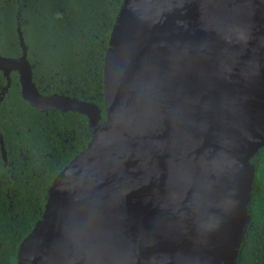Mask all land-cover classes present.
Segmentation results:
<instances>
[{
	"label": "water",
	"instance_id": "water-1",
	"mask_svg": "<svg viewBox=\"0 0 264 264\" xmlns=\"http://www.w3.org/2000/svg\"><path fill=\"white\" fill-rule=\"evenodd\" d=\"M0 56L39 113L83 115L92 137L54 178L16 264H234L264 146V0H123L99 108L41 95ZM0 158L6 153L0 138Z\"/></svg>",
	"mask_w": 264,
	"mask_h": 264
},
{
	"label": "trees",
	"instance_id": "trees-1",
	"mask_svg": "<svg viewBox=\"0 0 264 264\" xmlns=\"http://www.w3.org/2000/svg\"><path fill=\"white\" fill-rule=\"evenodd\" d=\"M122 2L0 0V56H20L18 23L37 91L92 103L103 122L104 56ZM4 86L0 73V93ZM0 138L6 153V163L0 158V264H16L18 245L40 219L52 181L92 137L83 115L31 108L11 72L0 101ZM250 164L248 219L234 264H264V146Z\"/></svg>",
	"mask_w": 264,
	"mask_h": 264
}]
</instances>
